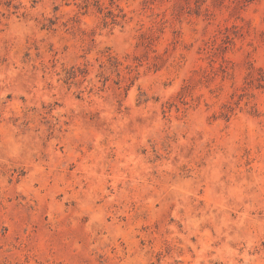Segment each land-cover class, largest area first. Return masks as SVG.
<instances>
[{"label": "rangeland", "instance_id": "374dc122", "mask_svg": "<svg viewBox=\"0 0 264 264\" xmlns=\"http://www.w3.org/2000/svg\"><path fill=\"white\" fill-rule=\"evenodd\" d=\"M0 264H264V0H0Z\"/></svg>", "mask_w": 264, "mask_h": 264}]
</instances>
